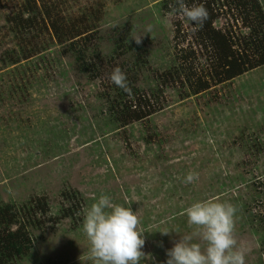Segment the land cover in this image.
<instances>
[{
  "label": "rangeland",
  "instance_id": "rangeland-1",
  "mask_svg": "<svg viewBox=\"0 0 264 264\" xmlns=\"http://www.w3.org/2000/svg\"><path fill=\"white\" fill-rule=\"evenodd\" d=\"M163 1L59 0L65 16L91 9L94 28L71 49L36 34L45 47L15 64L9 57L17 47L4 22L15 0L0 8V204L19 208L38 198L47 208L27 227L31 247L13 264H93L83 221L101 195L140 217L148 254L140 264H166V250L192 231L186 208L206 199L237 207L235 235L250 248L245 264H264V64L198 94L159 85L155 75L177 64L175 50L194 42L189 20ZM222 14L214 27L246 32ZM177 21L183 41L174 37ZM148 25L134 86L155 94L156 110L122 124L109 77L116 67L126 73L125 61L135 63L138 51L114 54L110 36L124 32L135 43L129 33L144 34ZM192 49L201 69L203 53ZM189 172L198 179L185 183ZM70 204L73 214L64 216ZM165 229L172 231L161 234Z\"/></svg>",
  "mask_w": 264,
  "mask_h": 264
},
{
  "label": "trees",
  "instance_id": "trees-1",
  "mask_svg": "<svg viewBox=\"0 0 264 264\" xmlns=\"http://www.w3.org/2000/svg\"><path fill=\"white\" fill-rule=\"evenodd\" d=\"M14 0H0V8ZM188 6L203 4L208 11V18L203 27L198 31H192V23L189 21L190 32L193 37V45L202 52L205 66L197 69L195 65V50L191 43L187 47L175 50L174 60L177 64L171 65L167 71L156 74L159 85H165L166 81L186 87L189 94H198L208 90L212 85L229 81L242 73L264 64V14L258 0H185ZM14 6L4 16L5 32L12 35L17 53L9 57L11 64L22 60H28L31 56L41 52L37 46L36 34L41 35L44 41L56 43H75L74 38L83 37L94 28L97 17L91 16L94 12L87 9L75 16H65L59 8V0H15ZM171 5L175 8V0H164L162 7ZM228 12L229 19L239 22L240 27L247 28L240 35L231 26L216 28L213 26L218 16ZM174 37L179 35V22L174 23ZM115 28L113 31H116ZM112 35V34H111ZM113 43V52L124 56L129 51H138L135 63H126L128 70L126 76L130 92H126L117 86L118 95L122 102L121 108L116 110L121 123H127L139 116H147L156 110L152 106L150 96L140 92L135 84V70L137 62L144 64L140 59L141 44L127 42L125 33H117L110 36ZM83 39V38H81ZM178 41V40H177ZM42 44V42H39ZM177 42H175V45ZM175 47V46H174ZM78 49H76L77 53ZM139 65V64H138ZM255 146V144H254ZM67 200L73 199L72 194H63ZM66 207L72 215L71 206ZM26 207V210H22ZM76 207V205L74 206ZM28 211V212H27ZM47 208L40 199L31 198L27 205L16 208L10 203L0 204V264H13V259L24 255L31 247L28 226H32L36 213L46 214ZM70 211V212H69ZM26 218V220H24ZM260 218L259 220H261ZM25 221V222H23ZM262 249L264 250V243Z\"/></svg>",
  "mask_w": 264,
  "mask_h": 264
},
{
  "label": "clouds",
  "instance_id": "clouds-1",
  "mask_svg": "<svg viewBox=\"0 0 264 264\" xmlns=\"http://www.w3.org/2000/svg\"><path fill=\"white\" fill-rule=\"evenodd\" d=\"M174 10L182 19L189 20L196 32L208 18L203 4L188 6L185 0H175ZM148 25L144 34L129 33V37L142 43L145 34H151ZM110 82L130 92L126 73L116 67L110 74ZM198 179L189 172L185 183ZM238 209L231 202L216 199L197 201L185 210L191 232L180 235L173 247L166 250V264H245L250 251L235 235ZM141 220L130 205L115 204L107 195L94 198L83 221V231L89 240V257L93 264H140L148 254L142 251L145 244ZM169 235L172 230H159Z\"/></svg>",
  "mask_w": 264,
  "mask_h": 264
}]
</instances>
